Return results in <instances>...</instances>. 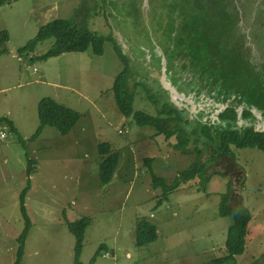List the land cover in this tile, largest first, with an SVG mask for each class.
Returning <instances> with one entry per match:
<instances>
[{"label": "rangeland", "instance_id": "374dc122", "mask_svg": "<svg viewBox=\"0 0 264 264\" xmlns=\"http://www.w3.org/2000/svg\"><path fill=\"white\" fill-rule=\"evenodd\" d=\"M172 2L7 0L0 5V31L9 34L6 51L0 53V131L5 133L0 138V264H14L19 236L28 223L22 264H72L76 238L68 222L84 216L91 223L79 255L83 263L94 258V264H216L227 253L225 241L233 221L232 216L219 214L227 193L231 194L229 203L241 204L250 213L246 250L233 264H264V152L233 146L231 155L216 162L211 159L215 147L202 136L200 123L215 125L212 116L219 115L215 92L203 87L198 94L201 85L196 84L194 91L185 94L180 90L184 78L173 79L175 89L190 101H183L188 108L181 122L186 132L179 134L177 122H166L173 131L167 137L124 115L112 91L125 64L119 49L130 60L134 109L157 115L149 94L160 99L161 89L147 68L157 67L160 53L169 48L168 39L179 30L182 11L178 16L176 11H162ZM234 4L247 42L243 52L250 49L251 62L264 71V36L259 34L264 28V0H234ZM231 6L226 7L228 21L237 19ZM191 16L193 13H184L182 20ZM55 18L84 22L101 35L103 53L96 54L90 45L85 51L41 58L54 37L40 42L33 51H20ZM153 72L157 76L158 71ZM139 80L153 88L135 86ZM46 96L80 112L79 121L68 133L44 125L35 136L40 126L39 103ZM164 103L162 96L160 105ZM222 103L243 105L236 95ZM195 118L200 121L194 122ZM257 122L264 121L254 124ZM189 136L185 148L177 146L181 138ZM102 142H109L120 155L107 184L99 179L102 155L98 146ZM196 160L208 166L205 185L197 177L167 197L161 187H153L152 172L171 183ZM25 188L28 223L21 202ZM140 218L154 223L158 231L155 240L143 245L136 242Z\"/></svg>", "mask_w": 264, "mask_h": 264}, {"label": "trees", "instance_id": "16d2710c", "mask_svg": "<svg viewBox=\"0 0 264 264\" xmlns=\"http://www.w3.org/2000/svg\"><path fill=\"white\" fill-rule=\"evenodd\" d=\"M6 1L0 0V5L6 3ZM233 1L174 0L172 3H167L162 11H164V8L176 11L177 16L179 11L182 12L178 16V19L181 18L179 19V30L173 31L174 33L167 43L169 48H166L164 53L167 56L169 70L172 72V79L184 78L181 80L184 82L183 88L180 89L182 92L186 94L189 90L194 91L197 87L196 84H200L201 87L197 89V93H201V88L208 87L209 90L215 92L213 97H215L217 103L224 102L232 95H236L238 102L243 103L244 106L242 119H245V122H251L248 119L256 118L250 110L252 106L259 109L264 117V71L251 62L250 49L243 52L247 42L239 24L242 18L239 17V11L235 4L233 5ZM228 5H232L231 7L236 10L237 19L234 21H228L226 12ZM194 8L196 11L193 10ZM208 10L210 11L208 12ZM184 13H193V16L184 18L183 21ZM262 25L264 26V23ZM237 31L239 32L238 35H236ZM261 31L259 34L264 36V28ZM51 37L55 38V42L47 52L40 56L41 58L47 59L63 52L85 51L90 45L93 46V51L96 54L103 53L101 35L92 31L84 22L77 23L73 19L67 18H55L44 24L36 36L22 46L20 51H33L40 42ZM8 40V32L1 30L0 53L6 51L5 43ZM116 47L118 49V46ZM180 48L181 50H179ZM118 52L125 64L124 69L117 76L112 86V91L123 114L132 116L139 125H150L156 128L158 133H164L167 137H170L173 131L167 128L166 122H177V132L179 134L183 131L186 132L181 123L183 118L180 112L164 97L161 90L158 92H160L161 97L163 96L164 106L163 104L160 105L161 97L156 99L152 97L153 94H149L150 100L157 106V115L134 109V93L129 88L130 60L119 49ZM158 60H160V57ZM179 69L180 72H177ZM134 84L135 86L141 85L145 89L153 88L144 80L136 81ZM237 107V105L228 104V107L219 112L220 120L225 122L226 125L217 121L213 122L215 125H210L207 121H201L202 136L215 147V150L210 153L211 159L222 155H231L233 146L252 147L264 152V132L255 131L253 126L239 127L237 124ZM173 113H175V117ZM80 116L79 111L56 101L51 96H46L39 103L40 126L35 136L40 134L44 125H52L60 133L66 134L79 121ZM190 141L191 136L186 139L181 138L177 146L185 148ZM209 143L207 142V147L211 145ZM98 148L102 155L99 166V179L101 183L107 184L114 177L120 163V155L112 150L109 142L100 143ZM207 168L208 166L205 163L196 160L188 168L181 170L171 183H168L164 177L152 172V185L154 188L161 187L163 195L167 197L171 191L177 189L182 183L190 182L197 177H199L201 184L204 183L205 185L209 181L206 173ZM25 193L26 188L22 191L21 202L22 211L28 223L29 219L24 207ZM230 195V193L225 194L219 206V214L221 216H232L233 221L228 228L225 241L227 253L216 264H233L236 257L246 250V233L250 213L241 204L229 203ZM90 223L91 219L88 216L68 222V227L76 238V258L72 264H94V258L89 263H83L79 259L84 232ZM28 225L30 224L26 225L19 236L20 246L17 249L14 264H22L21 257L25 237L28 233ZM157 236V226L154 223L143 218L137 221L136 242L138 245L151 242Z\"/></svg>", "mask_w": 264, "mask_h": 264}, {"label": "water", "instance_id": "95a60500", "mask_svg": "<svg viewBox=\"0 0 264 264\" xmlns=\"http://www.w3.org/2000/svg\"><path fill=\"white\" fill-rule=\"evenodd\" d=\"M162 50V49H161ZM160 48H159V51L161 52ZM161 57H162V62H163V73L162 75H157L155 76V74H153L152 77H158L159 79V85L160 87L162 88V90L164 91L165 95L167 96L168 100L170 103H172V105L174 107H176L177 109H188L187 108V104L185 102H189L190 99L188 97H184V95H181L173 85H171V83L169 81H167L166 79V74H165V71H166V68H167V64H168V61H167V56L166 54L164 53V51L162 50V52L160 53ZM150 68H153L152 66ZM155 71V70H153ZM157 72V71H155ZM158 73V72H157ZM184 98V99H183ZM180 100L182 102H180ZM185 101V102H183ZM217 105L219 106V109H218V112H220L221 110L225 109L226 107H228V104H219L217 103ZM237 110V117H238V121H237V124L239 125V127H243V126H253L255 131H260V132H264V122L261 126H257L256 124L254 123H251V122H245V119H242V112L244 110V106L241 105V106H238L236 108ZM250 110L253 112V114L255 115L256 117V120H261V121H264V117L263 115L261 114V112L259 111V109H257L255 106H252L250 107ZM194 113L196 111H193ZM182 118H183V115L181 114ZM215 121L219 122V123H222L224 125H226L225 122L221 121L219 116L214 114L212 116Z\"/></svg>", "mask_w": 264, "mask_h": 264}, {"label": "flooded vegetation", "instance_id": "af4514ba", "mask_svg": "<svg viewBox=\"0 0 264 264\" xmlns=\"http://www.w3.org/2000/svg\"><path fill=\"white\" fill-rule=\"evenodd\" d=\"M160 57V60L158 61V63H157V67L156 68H147L148 70H150V76H151V78L152 79H154V80H156V82H157V84L159 85V79H158V77H152L153 76V74H155L156 75V73H154L153 72V70H155V71H158V73H157V75H162V73H163V62H162V57H161V55L159 56ZM169 64H167V68H166V71H165V74H166V79L168 78V80L171 82V85H174L172 82V72L169 70V66H168ZM159 87H160V85H159ZM160 89L162 90V88L160 87ZM163 91V90H162ZM163 94H165L164 93V91H163ZM179 112H180V114H182L184 111L186 112V111H188V109H177ZM193 121L194 122H197V121H200L199 119H193ZM256 120H251V123H254ZM214 122V121H213ZM256 124H258V122L256 123ZM223 157H225L226 155H222ZM221 156V157H222ZM218 160H220V158L218 157V158H216L215 160H214V162H216V161H218ZM212 164H214L213 162H212ZM211 164V165H212ZM234 174H235V171H234Z\"/></svg>", "mask_w": 264, "mask_h": 264}, {"label": "built area", "instance_id": "2783aa9c", "mask_svg": "<svg viewBox=\"0 0 264 264\" xmlns=\"http://www.w3.org/2000/svg\"><path fill=\"white\" fill-rule=\"evenodd\" d=\"M5 136V133L4 131H0V138L4 137Z\"/></svg>", "mask_w": 264, "mask_h": 264}, {"label": "bare ground", "instance_id": "6f19581e", "mask_svg": "<svg viewBox=\"0 0 264 264\" xmlns=\"http://www.w3.org/2000/svg\"><path fill=\"white\" fill-rule=\"evenodd\" d=\"M261 125H262V123H258V124H257V126H261Z\"/></svg>", "mask_w": 264, "mask_h": 264}]
</instances>
